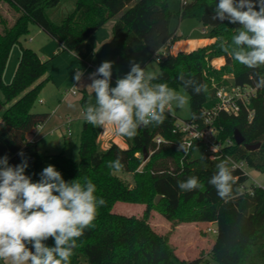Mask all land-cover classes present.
Instances as JSON below:
<instances>
[{
	"label": "trees",
	"instance_id": "trees-1",
	"mask_svg": "<svg viewBox=\"0 0 264 264\" xmlns=\"http://www.w3.org/2000/svg\"><path fill=\"white\" fill-rule=\"evenodd\" d=\"M0 1L18 12L10 26L0 14L4 26L0 31V90L4 97H0V157L7 156L12 166L26 158V175L33 182L40 179L38 172L46 162L54 164L65 181L79 178L83 183L84 178H89L96 185V195L106 202L99 209L94 227L86 229L77 240L71 264H201L200 259L178 258L169 235L152 227L149 218L153 210L171 221L215 223L217 236L210 254L217 264H264V187L249 184V176L241 169L231 168L225 157L245 161L264 173V88H257L249 103L250 111L242 107L238 114L218 115L215 120L218 138L234 143L225 145V156L216 159L206 154L196 157V145L187 151L183 134L173 131L176 118L167 116L160 125L140 127L126 149L114 143L101 150L97 140L102 128L84 121L78 161L64 152H40L29 141V136L49 117V113L32 109L41 89L52 79L47 75V61L21 42L32 23L61 42L63 51H77L94 32L115 18L112 32L116 44L110 50V58L126 66L135 52L146 48L154 58L169 41L179 38L170 27L173 17L197 18L210 27L208 37L215 40L191 51L168 53L159 60L153 83L184 88L190 95V119L202 122L203 111L218 102L213 81L218 85L255 87L257 74L264 75V66L249 69L221 49L219 38L230 42L239 25L212 19L218 0H191L177 12L171 10L168 0H76L74 10L61 22L53 21L48 14L60 0ZM15 44H20L21 55L12 81L6 83L3 73ZM77 57L80 61L83 55L78 53ZM219 57H224L225 63L213 66L211 61ZM196 84L204 85L206 91L196 94L193 91ZM236 130L244 137L242 144L235 141ZM157 136L164 139L159 144ZM258 142L261 143L258 149L246 148L247 143ZM145 151L149 154L146 161ZM20 153L24 156L15 159ZM117 158L123 164L120 171L131 173L132 182L107 167L109 161ZM221 161H226L234 179L237 177L227 201L220 199L208 183ZM190 176L198 177L204 188L181 191L178 182ZM158 196L161 197L156 202ZM118 201L143 203L146 209L141 217L116 213L113 208ZM45 243L52 246L54 242L49 239Z\"/></svg>",
	"mask_w": 264,
	"mask_h": 264
},
{
	"label": "clouds",
	"instance_id": "clouds-1",
	"mask_svg": "<svg viewBox=\"0 0 264 264\" xmlns=\"http://www.w3.org/2000/svg\"><path fill=\"white\" fill-rule=\"evenodd\" d=\"M214 12L213 20L239 25L230 42L219 38L221 49L249 69L264 66V0H218ZM113 63L102 62L89 77L87 88L94 93V102L84 106L82 115L94 127L112 126L115 134L134 139L140 127L162 124L173 103L180 108L187 103L186 97L167 83H153L157 77L135 61H130V71L111 86ZM82 75L77 71L74 79L79 81ZM255 87L264 88V75L257 74ZM193 91L200 94L206 87L196 84ZM8 161L7 156L0 157V261L71 264L77 240L94 227L99 209L106 203L96 195V185L89 178L83 183L79 178L65 181L53 165L43 168L40 179L33 182L26 175V158L15 166ZM107 167L119 172L123 164L117 158ZM216 168L208 183L220 199L227 201L236 180L226 161ZM178 187L191 192L204 185L198 177L190 176L179 181ZM49 239L54 242L52 246L45 243Z\"/></svg>",
	"mask_w": 264,
	"mask_h": 264
},
{
	"label": "rangeland",
	"instance_id": "rangeland-1",
	"mask_svg": "<svg viewBox=\"0 0 264 264\" xmlns=\"http://www.w3.org/2000/svg\"><path fill=\"white\" fill-rule=\"evenodd\" d=\"M181 1L182 0H168L169 6L172 11L177 12L181 9ZM136 2V0L134 1ZM133 2V3H134ZM132 3V4H133ZM76 0H60L59 4L55 7H52L48 10V14L50 18L55 22H61L66 15L72 12L75 8ZM0 14L4 19H7V25L10 26L16 20L18 16V12L11 7L8 3L4 1H0ZM115 22V18L108 20L103 26H101L97 32L98 40L102 42L99 45V48L95 51L97 52V57L103 58L106 57L107 54L105 52V44L107 45V41L110 37H113L112 27ZM171 30L176 31L178 33H182L183 36L180 39L191 38L194 42H197L201 39L206 40L208 37V33L210 31L209 26L203 25L197 18L195 17H187L182 20L173 17L170 23ZM4 26L0 22V31H2ZM204 29L206 32H204ZM46 32L40 30L39 26L32 23L30 25V31L26 35L21 38V42L25 47L33 48L32 46H38L42 44L43 37L46 36ZM95 38L93 39H97ZM92 39V38H91ZM203 40V41H204ZM89 42L85 45H89ZM48 47V45H46ZM21 54V46L20 44H15L10 52V56L6 65V68L3 73L4 82L8 83L12 81L14 74L16 72V68L18 66L19 56ZM163 52H161L160 57H164ZM76 66L82 67L84 63H78L77 57H74ZM77 61V62H76ZM106 61H112L113 63V75L111 80V86L114 87V83L117 78L123 77L130 71L131 64L126 66L121 65L119 60L110 58V55L107 57ZM132 61L140 63L142 68H146V71L153 73L154 75L159 71V59L157 56L154 58L150 57L149 52L146 48H143L134 53ZM49 69L47 75L51 74L52 79L49 80L41 89L36 101L33 105V111L39 110L40 108H45L40 101L41 99H46L44 95L45 92L50 91V89H54L53 87V75L50 72L55 70L57 77L60 79L59 83H55V86H58L61 91L65 92L67 89H75L77 91V95H71L66 98V106L62 108V114H60L59 118V127L53 136L48 137L43 143L40 144V152L45 154H58L64 152L67 156L73 158L78 161L80 159L79 155V146H80V135L82 131L83 124V109L84 106L94 102V93L87 88L88 85L91 84L90 74L95 72L92 71H80L77 67H75L76 72L80 71L83 73L82 78L79 81L74 79L75 75L72 76V81L65 82L66 72L61 67V69L57 68L55 63L49 61ZM65 65V63H64ZM215 67H218L217 64H212ZM217 65V66H216ZM53 72V71H52ZM68 72V71H67ZM75 72V74H76ZM45 75V77L47 76ZM61 76V77H59ZM116 78V79H115ZM71 80V79H70ZM65 82V83H64ZM49 83V84H48ZM50 88H48V86ZM86 86L85 88H83ZM52 87V88H51ZM175 90L184 95L187 99V103L183 108L177 107L175 103L171 105V114L177 120H186L191 118V110H190V95L189 93L182 87L175 88ZM83 93H86L87 103L81 101L83 97ZM0 97H3V93L0 90ZM69 105H75V107H70ZM2 114H0L1 119ZM55 123V121L53 122ZM53 140H58L61 143L53 142ZM203 154L202 146H199L195 149V156L198 157ZM140 155V153H138ZM145 158V157H144ZM149 158V157H148ZM147 158V159H148ZM145 159V161L147 160ZM48 165H53L51 162H46L39 170L38 176L40 178V173L43 168ZM56 168V167H55ZM57 170V169H56ZM246 170L249 174L248 183H252L254 180L258 183L264 184V173L258 171L249 166L246 167ZM118 176L123 179H127V181L132 182V174L127 173L125 171L115 172ZM146 209V205L143 203H133V202H122L118 201L113 211L116 213L124 214L127 216H137L141 217ZM149 221L152 227L160 234H168L170 243L175 248V253L180 260H194L200 259L201 264H217L211 258V249L216 240L217 233L211 230H208L209 225H202L200 222H177L171 221L165 218L159 211L153 210L151 211ZM212 228H216L217 225L214 223L211 225ZM0 264H3L0 261Z\"/></svg>",
	"mask_w": 264,
	"mask_h": 264
},
{
	"label": "crops",
	"instance_id": "crops-1",
	"mask_svg": "<svg viewBox=\"0 0 264 264\" xmlns=\"http://www.w3.org/2000/svg\"><path fill=\"white\" fill-rule=\"evenodd\" d=\"M39 28H40V30H43L41 27H39ZM99 30L94 32L80 46V48L77 51H67V50L63 51L62 50L63 49L62 43L59 42L58 40L51 38L48 35V33H46L47 35L43 37L42 44L38 45L37 47L32 46L33 47L32 49L38 53V55L40 56V58L43 61H47L48 67L50 65L49 61H51L52 63H55L56 69L57 68L61 69V67H62L64 69V71L66 72L65 82L72 81V76L75 75V72H76L75 67H77L74 57H77L78 53L82 54L86 61H90L99 67L102 62L107 60V57L110 55L111 48L113 46H115V44H116L115 38L110 37V39L107 41V45L105 44L103 46L106 49L105 52H106L107 56L103 57V58L97 57V52L95 50L98 49L99 45H101V43H102L100 41H96L99 38L96 35L97 32H99ZM204 32H206L205 29H204ZM95 36H97L96 37L97 39H93V38H95ZM175 36L179 37V38L172 40V41H169L161 49V52H163V53L169 52V53L177 54L179 51H191L193 49L198 48L199 46L210 44L215 40V39L209 38V37H207L206 40L201 39L197 42H194L193 40H191V38L180 39V37H182L183 34L178 33L177 30L175 32ZM88 40H92V41H90L91 43H89V45H85L89 42ZM46 45H48V47H46ZM19 58H20V56H19ZM77 59H78V63H81L79 61L78 57H77ZM18 63H19V61H18ZM64 63H65V65H64ZM211 63L217 64L218 67H220L225 63V58L224 57L215 58L211 61ZM83 67H84V65L82 67H79V68L77 67V68L80 70ZM92 70H94V69L86 70V72L92 71ZM52 71L50 68V72L53 75V87L55 88V90L50 89V91H47L44 93L47 100L41 99L40 102L43 105H45V106H43L45 108H40L39 110L35 111V112L49 113V117L43 124H41L40 126H38L35 129L33 134H31L29 136V141L35 143L39 151H40V148H39L40 144L43 143L46 139H48V137L53 136L55 134V132L57 131V129L59 127L58 121L60 118V114H62V108H65V106H66V98L71 96V95H77V91L74 88L73 89H67L66 88L65 92L64 91L62 92L58 86H55L54 84L59 83L60 79L57 77L55 70H52ZM59 77H61V76H59ZM44 78H45V76L42 79H44ZM48 84H47V86H48ZM114 86H115V83H114ZM85 87L86 86H84L83 88H85ZM48 88H50V87L48 86ZM73 91H75V93ZM83 100H85V103H84V105H85L87 103L86 93H83V97H82L81 101L83 102ZM54 121H55V123H53ZM84 121L85 120H83V123H84ZM82 128H83V124H82ZM97 141H98V144H99V147L101 150H106L111 144H114V143L117 144L118 146H120L121 148H124V149L128 148L129 144H130V139L115 134L114 128L112 126H108L106 129L102 128L101 133L99 134ZM53 142L61 143L58 140H53ZM18 157H19V154L15 157V159H17ZM200 224L211 226L214 223L200 222Z\"/></svg>",
	"mask_w": 264,
	"mask_h": 264
},
{
	"label": "built area",
	"instance_id": "built-area-1",
	"mask_svg": "<svg viewBox=\"0 0 264 264\" xmlns=\"http://www.w3.org/2000/svg\"><path fill=\"white\" fill-rule=\"evenodd\" d=\"M191 0H182L181 5L186 6ZM169 52H165L166 56ZM161 51L155 56L160 60ZM80 62L84 63V67L80 71H86L90 69H98V66L90 61H86L83 57L80 58ZM213 85L216 88V98L218 100L216 106L203 111V120L198 122L192 119L177 120L175 122L174 132L183 134V142L186 145L187 151H190L195 145L197 147L202 146L203 154L208 155L211 159H216L225 156L223 148L225 145H232L234 140L228 139L222 141L218 138V129L215 126V120L221 112L229 114H238L242 107H245L250 111L249 103L251 99L256 95L257 88L252 86H225L218 85L213 81ZM75 93V91H73ZM171 106L166 111L165 116L174 117L171 112ZM252 113H250V117ZM164 139L161 136L156 137V142L159 144ZM230 162V166L233 169H241L245 174H248L246 167L248 166L245 161H238L230 156H225ZM250 177V176H249ZM237 179V177H235ZM256 186L264 187V184L253 181ZM252 191V189H248ZM208 230L217 233V227L214 229L211 226Z\"/></svg>",
	"mask_w": 264,
	"mask_h": 264
},
{
	"label": "water",
	"instance_id": "water-1",
	"mask_svg": "<svg viewBox=\"0 0 264 264\" xmlns=\"http://www.w3.org/2000/svg\"><path fill=\"white\" fill-rule=\"evenodd\" d=\"M234 138L237 144H242L244 142V137L242 135V133L239 130H236L234 133ZM261 146V143L258 142L256 144H246V148L248 150H256ZM149 157V154L147 153V151H145V159H147ZM161 196H158L156 198V202H158L160 200Z\"/></svg>",
	"mask_w": 264,
	"mask_h": 264
}]
</instances>
